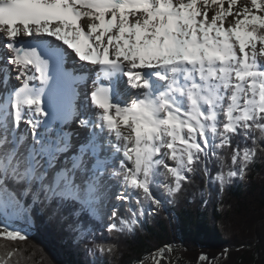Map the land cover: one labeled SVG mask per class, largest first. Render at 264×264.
Wrapping results in <instances>:
<instances>
[{
    "label": "snow or ice",
    "instance_id": "snow-or-ice-1",
    "mask_svg": "<svg viewBox=\"0 0 264 264\" xmlns=\"http://www.w3.org/2000/svg\"><path fill=\"white\" fill-rule=\"evenodd\" d=\"M261 154L264 0H0V264L36 216L112 264L194 175L206 206Z\"/></svg>",
    "mask_w": 264,
    "mask_h": 264
},
{
    "label": "trees",
    "instance_id": "trees-1",
    "mask_svg": "<svg viewBox=\"0 0 264 264\" xmlns=\"http://www.w3.org/2000/svg\"><path fill=\"white\" fill-rule=\"evenodd\" d=\"M204 187L203 174L194 175L174 203L146 216L134 235L118 241L119 255L112 264H137L165 245L174 246L166 253L173 264H197L202 253L220 257L213 264H264V154L245 179L234 180L222 194L216 188L210 196L205 193L206 206L199 195ZM28 227L30 239L17 242L29 256L28 264H85L83 248L72 244L60 224L36 216ZM179 244L182 249L175 248ZM226 248L225 259L221 253Z\"/></svg>",
    "mask_w": 264,
    "mask_h": 264
},
{
    "label": "rangeland",
    "instance_id": "rangeland-1",
    "mask_svg": "<svg viewBox=\"0 0 264 264\" xmlns=\"http://www.w3.org/2000/svg\"><path fill=\"white\" fill-rule=\"evenodd\" d=\"M142 264H153V260L151 256L147 257L144 261H142ZM164 264H173V262L170 258H167V261L164 262Z\"/></svg>",
    "mask_w": 264,
    "mask_h": 264
},
{
    "label": "bare ground",
    "instance_id": "bare-ground-1",
    "mask_svg": "<svg viewBox=\"0 0 264 264\" xmlns=\"http://www.w3.org/2000/svg\"><path fill=\"white\" fill-rule=\"evenodd\" d=\"M15 81H12V83H14Z\"/></svg>",
    "mask_w": 264,
    "mask_h": 264
}]
</instances>
